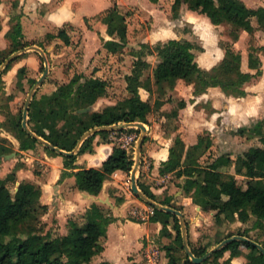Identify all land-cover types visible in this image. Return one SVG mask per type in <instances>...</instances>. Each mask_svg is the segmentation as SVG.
Returning <instances> with one entry per match:
<instances>
[{
  "label": "trees",
  "instance_id": "1",
  "mask_svg": "<svg viewBox=\"0 0 264 264\" xmlns=\"http://www.w3.org/2000/svg\"><path fill=\"white\" fill-rule=\"evenodd\" d=\"M150 1L158 3L160 0ZM182 6L207 16L214 25H231L230 36L235 42L240 39L242 31L253 34L256 30H264V7L251 8L243 0H175L173 9L178 13ZM103 22L108 26L110 36H118V40L106 41L105 48L111 53L122 52L128 41L125 16L114 7L103 18ZM20 35L22 25L18 22L13 33L18 44L16 50L27 47L16 39ZM48 38L49 41L61 39L66 45L72 43L69 31L65 28L56 35H48ZM144 48L149 49L150 54L156 55L159 63L154 69L153 77L143 80L145 71L151 65L142 59L136 62L132 75L127 77L131 95L124 102L108 106L102 111L80 113V110L92 108L101 98L108 96L109 87L108 82L100 76H93L82 82L84 76L78 75L68 84L59 86L51 95L33 99L28 120L31 130L54 147L72 152L83 136L95 128L132 122L148 124V115L154 109H159L163 102L156 100L153 106L150 102L142 100L141 88L152 95L156 91L164 94L168 88H175L178 80H184L194 86L195 95L203 94L209 88L220 87L228 95L246 97L248 96L246 84L262 75V63L255 51L249 54V66L257 72L255 74L244 72L242 52L236 50L230 43L224 46L225 57L222 62L211 70L201 68L197 62L195 51H203V48L185 38L159 43L154 48L144 45ZM6 60L7 57L0 51V67ZM10 66L11 64H8L5 71ZM185 107L186 101L182 100L169 116L177 118L179 110ZM15 130L21 143V150L34 149L40 143L24 129L21 120L15 123ZM129 130L130 133L137 129ZM247 132L258 138L262 146H253L239 156L237 172L250 178L246 184L241 183L233 174L222 171L223 168H229L234 164L229 154L218 157L204 168L185 167L182 163L184 146L180 138L176 139L175 146L171 148L170 158L163 164L161 171L163 174L174 173L179 178L185 176L187 180L183 188L186 195L205 212H214L217 222H220L224 215L231 217L237 215L243 223L255 218L254 226L263 228L264 118L253 123L250 128L242 127L238 130L240 135ZM111 133L113 132L108 130L99 131L87 138L76 154L63 155L65 170L62 178L72 174L77 179L79 190L99 196L105 182L115 172L121 170L131 173L136 163L134 154L121 146H115L112 155L101 168L69 172L70 169L77 168L75 162L78 156L94 152L97 136L107 138ZM211 146L212 141L205 140L204 137H200L196 145L198 149ZM45 148L51 153L59 154L54 149ZM11 152L10 147L0 145V156ZM16 177L17 175L11 174L7 178H0V264H96L95 257L104 250L101 239L106 236L107 228L113 219L94 203L87 213L85 224L71 221L67 235L52 237L50 233L43 232L42 217L49 208L41 202V189L33 182L23 181L16 190H13L9 183L16 181ZM138 185L148 198L157 200L156 195L140 180ZM162 204L170 206L169 202ZM154 208L155 214L150 219L163 224L162 235L172 236L169 231L171 224L176 231L175 242L165 245L169 257L168 264H193L189 255H186L184 261L177 257L179 250L185 251L180 218L156 206ZM238 234L248 236L244 233ZM230 237L232 235L225 239ZM254 241L264 246L260 240ZM189 245L196 257L204 256L210 248H195L190 239ZM242 249L249 250V253L245 254ZM226 252H231V257L224 264H231V258L240 255L246 256L247 264H264V254L261 250L251 242L240 240L229 243L202 264H207L212 259L218 260L224 257Z\"/></svg>",
  "mask_w": 264,
  "mask_h": 264
},
{
  "label": "rangeland",
  "instance_id": "2",
  "mask_svg": "<svg viewBox=\"0 0 264 264\" xmlns=\"http://www.w3.org/2000/svg\"><path fill=\"white\" fill-rule=\"evenodd\" d=\"M263 1L264 0H248V4L251 8H257ZM174 2L175 0H160L158 4L154 6L151 5L148 0H111L110 9H113L114 7L118 8L119 12L125 16L129 30L125 49L118 53H111L105 48L106 41L110 39L118 40V36L116 35L110 36L109 33L108 35H103L104 32H108V26L103 22V18L107 15L110 9L96 17L85 18L83 25L67 24L63 27H50L46 24L37 25L40 29L34 28L36 21L31 17L29 18L31 23L27 24L26 22L25 26H23L24 24L22 25L21 22L23 16L19 14L20 8L17 4L15 5V3L11 4V7L5 10L4 15H0V51H3L7 60L13 55L20 53L9 63L11 66L5 71L6 66L0 73V145L8 146L12 149L11 153L0 156L2 157L0 158V178H7L11 174L17 175L16 172L18 169H24L26 172L22 175L25 179L30 175L32 179L35 176V180H40L45 178L44 175L47 172L48 165L45 161L47 162L49 159L45 158V155H59L46 150V146L42 143L37 144L34 149L26 151L21 150V143L16 136L15 130V123L17 121L21 120L23 123L24 110L28 97L34 85L41 79L47 68L49 69V73L37 89L34 98L42 99L45 95H51L59 88V86L68 84L78 75L84 76L82 79L83 82L87 78L93 76L96 77L98 73H101L103 79L108 82V96L101 98L91 109L93 111H102L106 107L122 103L130 97L131 93L128 90L127 77L132 75L135 64L139 59L147 61L151 65V67L145 71L143 80L148 77H153L154 69L157 67L159 59L156 55L150 54V50L145 49L144 45H149L154 48L159 43L169 41L158 40L159 32L157 31H162L163 28H168L173 30V37L180 38L182 35H188V37L191 36L192 42L203 48V42L193 33L189 24H181V22L177 23V19L180 18V20H183L181 13L184 10V6H182L179 12L176 13L173 9ZM198 18V16L197 18L194 17V21H197ZM18 22L23 26L24 33L16 39L24 45H27V47L20 50H16L18 44H16V40L13 37L14 29ZM205 26L204 23H201V32L210 37V32ZM64 28L71 34V45H66L61 39L49 41L48 35H56ZM231 30L232 26L228 24H223L220 28H217V34L220 37L219 45L223 48L229 43L225 40V36L229 37ZM214 32L215 31L213 30L212 33ZM213 43L217 46V42L213 41ZM262 43H264V33L255 34L254 37L246 35L244 39L241 40L239 46L235 47V49L241 52L245 51L248 54L251 50H255L257 47L260 48ZM33 46L43 49L45 51V56L39 51L28 50ZM209 46L211 47V45ZM204 52V48L203 51L196 50L195 53L197 58H199ZM142 53L145 54L142 55ZM258 78L253 79L251 83L258 81ZM33 81L36 82L34 83ZM140 90L143 91L142 97H144V90L146 89L141 88ZM183 91L184 90H182V92ZM192 92L194 95V91ZM184 93V96H181L175 88H168L164 94L159 93L158 91L153 93V95L155 94L153 99L160 98L164 100L165 103L169 102L170 105H168V108H164V110L159 109V111L154 109L151 116L157 120L159 116H165L164 123L167 118L171 120V117H167V115H169L172 112L173 107H177L183 99L184 101L186 100L184 98L185 96L187 97L188 95V99L190 98L191 101L193 100L190 96L191 92L185 90ZM220 108L222 112L227 110L223 105ZM161 117L159 119H161ZM222 119L218 122L219 126L222 125ZM255 122L236 120L235 122H232L231 125L227 126L224 135L215 136L213 139L211 135L206 132L200 137H204L205 140L212 139V146L210 148L203 147L198 149L196 145H190L187 147V144L184 141L185 136L181 131V122L179 120L177 123L170 125L174 130L173 132L178 133L173 136L174 140L171 148L175 146L177 138L182 139L184 146V148H182V163L185 167L190 168L207 167L218 157L229 154L231 155L234 164L224 170L233 174L241 183L246 184L250 178L237 172L239 156L243 155L253 146H262V143L258 138L251 136L248 132L245 133V135H240L237 131L242 127L250 128ZM153 123L154 121H151L149 124H146L149 126L150 130L154 129V127H151ZM244 123L247 126H243ZM121 125H125V123H121ZM129 129L131 128H126L125 133H129ZM134 129L137 130L130 132V134H133L136 139L130 146L129 151L134 154L136 161L137 148L142 136V130L137 127ZM150 135L149 132L146 141L142 146L141 165L142 163L144 165V162H146V165H149L150 159L146 154L147 147L145 148V145L153 146L154 143L157 142L156 140H153V136ZM117 136L119 137L117 134L114 135L116 139ZM188 138L191 140L194 139L195 136L190 135ZM179 149L181 148L179 147ZM13 153H15V155H13ZM6 155L11 156L5 157ZM143 155L146 159L143 158ZM28 170H32L34 173L31 174ZM162 177L163 178L161 179L159 178V182L157 180L153 182L156 187H161L166 184L169 185L170 188H173V191H175L174 193L181 191L183 195H186V193H184V188L182 187L184 181L183 178H179L176 175H172V177L169 175ZM20 182L23 181H21L19 177H16V181H11L9 186L13 190H16L19 187ZM169 190L170 189H168L166 193ZM187 197L191 198L190 196ZM141 200L142 204L138 207H134L130 216L132 219L142 222L145 221V219H143L145 215H148L146 220L150 218L151 207L149 204H146L143 199ZM183 208H185V206H182V210ZM145 211L147 212L144 213ZM208 214H212V219H204L203 225H201L198 224L196 211L189 213V217L194 218V220H190L187 225L190 241L191 230L198 229L201 231V234L196 236L198 237L196 240L197 242L195 240L194 242L191 241L193 246L209 247L213 242L225 240V238L231 235L232 237L239 235L238 233L247 234L250 236V239H258L264 243V227H255V218L243 223L237 215L234 217L224 215L222 216L221 221L217 222L214 218V212H208ZM45 216L46 215L42 217L43 232L46 234L50 233L52 237L59 236L56 218L48 219L47 217L45 218ZM210 222L211 224H209ZM186 255H188L186 250L184 252L179 250L178 257H180L182 261L186 258ZM225 261L226 259L224 256L222 259H212L207 264H224Z\"/></svg>",
  "mask_w": 264,
  "mask_h": 264
},
{
  "label": "crops",
  "instance_id": "3",
  "mask_svg": "<svg viewBox=\"0 0 264 264\" xmlns=\"http://www.w3.org/2000/svg\"><path fill=\"white\" fill-rule=\"evenodd\" d=\"M148 1L154 6L158 4L152 3L150 0ZM243 1L248 4V0ZM14 3L19 6V14L23 16L22 25L24 24L23 26H25L26 22L27 24L31 23L29 20L31 17L36 21L34 28L38 29L40 28L37 25L43 24L49 25L50 27H63L67 24L83 25L85 18L96 17L111 8V0H0V15H4L5 10ZM258 7H264V1ZM197 16L200 19L198 18L197 21H194V17L197 18ZM181 17L183 20L179 18L177 19V23L189 24L193 33L198 36L204 44L203 48L205 52L197 58L200 67L205 70H211L218 66L225 57V50L219 45L220 37L217 34V28H220L222 25H214L207 16L192 11L187 6H184ZM201 23L206 25L205 27L209 30L210 37L201 32ZM213 30L215 31L214 33H212ZM157 32H159L157 39L160 41L183 38L192 41V37H188V35H185L186 37L182 35L180 38L173 37V30L168 28H163L162 31L159 30ZM22 33H24L23 28ZM258 33H264V30H256L253 34L242 31L240 39L236 42L233 41L231 36H225V40L235 48L239 46L241 40L244 39L246 35L254 37L255 34ZM103 35H108V32H104ZM213 41L217 42V46L214 45ZM209 45H211V47ZM251 51H255L257 57L261 60L262 75L258 78V81L250 82L245 86L248 96H228L220 87L209 88L203 94L193 95L192 91H194V87L184 80H178L175 90L181 96H184V91L188 90L191 92L190 96L193 100L191 101L190 98L188 99V95L187 97L185 96L186 107L179 110V116L177 118L171 117V120L167 118L165 123V116H159L157 120L151 116V114L148 115V124L154 121L151 126L152 128L154 127V129L150 130L149 126L145 124L147 126V136L150 132V136H153V140L157 142H155L153 146L145 145V148L147 147L146 154L150 159L149 165H146V162H144V165L142 163L137 172V180L138 182L140 180L141 183L150 188L157 197L155 202L159 205H163L162 202H169L170 206L167 207L178 210L182 209V206H185V208L180 211L184 214L187 225L190 220H194L193 217H189L190 212L196 211L198 224L201 225H203L204 219H212V214L210 215L208 212H205L200 205L194 203L192 198H188L185 194L183 195L181 191L174 193L175 191H173V188H170L169 185L164 184L161 187H156L153 183L156 180L159 182L160 179L163 178L162 176L169 175L172 177V175H175L174 173L163 174L161 171V169H163V164L170 158L171 146L174 140L173 136L178 134L177 132H173L174 130L170 125L180 120L182 126L181 131L185 136L184 141L187 147H189L190 145H197L200 136L206 132L211 135L212 139L215 136L224 135L227 126L231 125L232 122L236 120L255 122L256 120L263 119L264 43H262L260 48L257 47V49ZM249 54L250 53L247 54L245 51L242 52V69L244 72L255 74L257 70L249 66ZM97 76L103 78L101 73H98ZM182 90L184 91L182 92ZM144 91L145 95L142 97L143 91L140 90L142 100L150 102L153 106L156 100L163 102V105L159 108L160 110H164V108H168V105H170L169 102L165 103L162 99H153L155 94L152 95L149 91ZM222 105L227 109L225 112L221 111L220 107ZM174 108L176 107H173L172 111ZM169 115H167V117H170ZM160 117L161 119H159ZM220 119L223 120L221 126L218 125ZM243 126L247 125L244 123ZM125 130L126 128H121L112 131L113 133L107 138L101 137L100 135L97 136L95 139L94 152L78 156L75 162L77 168L70 169L69 172L74 173L82 169L101 168L103 163L112 155L115 146H119L118 139L121 134L125 133ZM115 134L119 135L117 139L114 137ZM190 135H194L195 138L190 140L188 138ZM45 158L49 159L47 162L45 161L48 165L47 172L44 175L45 178L35 180V176L32 179L30 175H28L25 179L22 175L26 172L24 169H18L16 174L21 181L26 180L33 182L41 189V202L49 208L48 212L45 213V218H56L59 236L68 234L71 221H75L81 225L85 224L87 222V213L89 209L96 203L102 208L103 213L113 219L107 228L106 236L101 239L104 250L100 255L95 257L94 260L96 264H146L144 253L153 245L158 246L163 251L160 264L169 263L165 245L175 242L176 231L173 228V224H171L169 226V231L172 236L166 237L162 235L163 224L161 222H153L150 219L151 217L142 222L131 218L130 214L133 208L142 204L141 198L137 196L132 189V172L127 173L121 170L115 172L112 177L105 182L101 194L99 196H94L77 188V179L74 175L71 174L62 178V173L65 170V157L62 154L59 153L57 156H48L46 154ZM143 158L146 159L144 155ZM224 169L226 168H223L222 171H225ZM28 171L31 174L34 173L32 170ZM182 178L184 179L183 187L187 178L185 176ZM168 189L170 190L166 193ZM146 204L149 203L146 202ZM211 222L209 224H211ZM190 234L191 241L194 242V240L196 241L198 238L196 236L201 234V231L194 229L191 230ZM220 243H218V241L211 243L209 251L213 250ZM201 247L203 246L195 248ZM242 250L245 254L249 252L246 249ZM224 256L225 259L228 260L231 257V252H226ZM231 264H247V258L245 255L233 257L231 258Z\"/></svg>",
  "mask_w": 264,
  "mask_h": 264
},
{
  "label": "water",
  "instance_id": "4",
  "mask_svg": "<svg viewBox=\"0 0 264 264\" xmlns=\"http://www.w3.org/2000/svg\"><path fill=\"white\" fill-rule=\"evenodd\" d=\"M28 50H33V51H39L41 52L44 56H45V51L39 47H30ZM20 53H17L15 55H13L12 57H10L6 63L4 65H2L0 67V73L2 72V70L14 59V57H16L17 55H19ZM49 73V69H46V72L44 73V75L41 77V79L39 81H37V83L34 85L26 106H25V110H24V120H23V127L24 129L31 134L34 138L38 139L40 143H42L43 145H45L46 147L50 148V149H54L56 150L58 153L62 154V155H68V156H72L74 154H76L82 144L84 143V141L89 138L90 136L94 135L95 133L102 131V130H108V131H115V130H119L121 128H139L142 130V136L139 140L138 143V148H137V160L134 166V169L132 171V189L134 191V193L139 196L141 199H143L145 202L149 203L150 205L156 206L161 210L173 213L175 215H177L180 218L181 221V225H182V234H183V239H184V246H185V250L187 252V254L190 256L191 261L193 262V264H202L203 262H205L207 259H209L215 252L221 250L222 248H224L226 245H228L229 243H232L236 240H240V241H246V242H251L253 245L257 246L261 252L264 254V246L260 243H257L256 241L246 237V236H240V235H235L233 237H230L228 239H225L223 242H221L217 247H215L213 250L209 251L207 254H205L202 257H196L189 245V237H188V228H187V223H186V219L184 214L178 210V209H174L172 207H167V206H163V205H159L158 203H156L155 201L151 200L150 198H148L143 192L142 190L139 188L138 185V180H137V172L140 169L141 166V149L143 146L144 141L146 140L147 137V126L142 123V122H132V123H125V125H121V124H116V125H112V126H106V127H99V128H95L93 130H91L90 132L86 133L83 138L81 139V141L79 142L78 146L75 148L74 151L72 152H66L63 151L61 149H58L56 147H54L53 145H51L49 142H47L46 140L38 137L30 128L29 126V110L31 107V103L34 99L35 93L37 91V89L40 87V85L42 84V82L44 81V79L47 77ZM91 108H87V109H83L80 110V113H85V112H89L91 111ZM13 155H15V153H13ZM11 155H6L5 157H10ZM2 158V157H0Z\"/></svg>",
  "mask_w": 264,
  "mask_h": 264
},
{
  "label": "built area",
  "instance_id": "5",
  "mask_svg": "<svg viewBox=\"0 0 264 264\" xmlns=\"http://www.w3.org/2000/svg\"><path fill=\"white\" fill-rule=\"evenodd\" d=\"M135 139H136V137L133 134L124 133V134L120 135V137L118 139L119 146H121V147H123L129 151V148L132 145V143L135 141ZM150 207H151L150 208V210H151L150 217H151L155 214V208L152 205H150ZM146 212L147 211H145L144 213H146ZM146 217H148V215H145L143 217V219L146 220ZM162 255H163L162 250L158 246L153 245L150 248H148L144 253L145 263L146 264H160Z\"/></svg>",
  "mask_w": 264,
  "mask_h": 264
}]
</instances>
